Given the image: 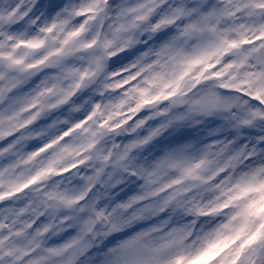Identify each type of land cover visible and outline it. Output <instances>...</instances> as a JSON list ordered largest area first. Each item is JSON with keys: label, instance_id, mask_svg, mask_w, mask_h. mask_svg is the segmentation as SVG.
Listing matches in <instances>:
<instances>
[{"label": "snow or ice", "instance_id": "snow-or-ice-1", "mask_svg": "<svg viewBox=\"0 0 264 264\" xmlns=\"http://www.w3.org/2000/svg\"><path fill=\"white\" fill-rule=\"evenodd\" d=\"M0 264H264V0H0Z\"/></svg>", "mask_w": 264, "mask_h": 264}]
</instances>
